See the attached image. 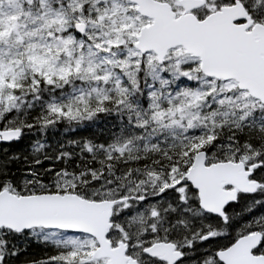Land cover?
<instances>
[{"label": "rangeland", "instance_id": "obj_1", "mask_svg": "<svg viewBox=\"0 0 264 264\" xmlns=\"http://www.w3.org/2000/svg\"><path fill=\"white\" fill-rule=\"evenodd\" d=\"M160 1L172 4L178 14L184 11L180 0ZM232 1L208 0L195 13L205 17ZM247 3L256 14L257 5L264 10V0ZM78 22L85 24L84 33L75 29ZM151 23L152 19L129 0H0V122L7 114L4 121H9V112H14L15 119L27 108L36 107V116L45 114L47 121L29 127L35 135H43V124L53 123L55 116L70 122L81 120L94 114L87 110L92 102L111 100L115 109L109 114H117L118 122L105 150L177 152L179 160L175 162L182 166L174 168L175 173H185L186 165L191 167L195 153L206 145L202 135L212 139L223 124L264 126V106L259 101L239 89L234 80L204 75L200 59L183 48L172 49L163 63L154 52L142 53L135 44L141 29ZM185 80L195 85H187ZM7 128L15 126L0 125V130ZM208 146L213 161L260 160L254 148L242 150L243 155L237 157L229 143L218 141ZM156 163L161 164L158 160L130 172L123 183L104 180L86 185L89 195L85 197L104 200L142 194L146 184L157 179L150 175ZM258 173L263 180L264 168ZM57 180L67 187L78 184L67 174ZM260 193L264 194V185ZM263 199H242L238 209L242 214L251 211ZM8 238L18 236L0 229V264H105L93 260L94 244L88 237L31 230L19 240L41 244L44 251L37 262L21 263L12 257L5 259ZM51 244L68 250L70 257L60 256L58 261V256L51 254Z\"/></svg>", "mask_w": 264, "mask_h": 264}, {"label": "water", "instance_id": "obj_2", "mask_svg": "<svg viewBox=\"0 0 264 264\" xmlns=\"http://www.w3.org/2000/svg\"><path fill=\"white\" fill-rule=\"evenodd\" d=\"M137 10L152 19L144 26L135 46L142 52H154L163 63L169 51L183 47L187 54L201 61V71L209 77L235 80L241 90L264 104V25L254 23L242 0L223 5L205 18L194 13L206 0H180V15L172 4L160 0H129ZM245 21V22H242ZM77 32L84 33L85 24L76 23ZM251 28V29H249ZM22 130H0V142L20 139ZM207 152H197L187 177L198 189L202 207L216 214L237 199L238 191L255 193L260 182L251 180L255 165L246 169L243 162L219 161L206 165ZM233 186V189H226ZM114 201L89 200L77 193L46 192L18 195L8 189L0 191V228L23 232L36 227L58 228L88 233L99 246L93 258H108V264H137L125 257L123 250L113 254L106 235L111 226ZM263 239L256 231L243 235L229 249L220 251L226 264H264V255H255ZM155 254V252H153Z\"/></svg>", "mask_w": 264, "mask_h": 264}, {"label": "trees", "instance_id": "obj_3", "mask_svg": "<svg viewBox=\"0 0 264 264\" xmlns=\"http://www.w3.org/2000/svg\"><path fill=\"white\" fill-rule=\"evenodd\" d=\"M190 82L192 81L185 80L187 85H195ZM41 90L45 93L42 88ZM36 109L27 108L26 112L18 114L15 119L14 112H9L8 122L4 121L8 114L2 117L0 125L21 127L24 134L17 141L0 144V190L8 187L19 194L76 192L88 196L86 185L91 183L104 180L123 183L127 174L144 168L145 164L158 160L161 164L179 160V154L172 151L107 152L104 147L112 142L113 132L116 130L114 126L118 122L117 114H109L115 109L111 100L92 102L87 110L94 114L88 118L70 122L64 116H55L53 123L43 124V135H35L29 127L31 123L41 124L47 121L45 114L36 116L39 112ZM48 117L50 119L51 114ZM201 137L206 144L201 149L209 150L208 145L222 141L237 150V157L243 155L242 150L254 148L259 151L257 157L264 165V126L250 125L242 128V125L228 127L223 124L212 139L207 135ZM66 174L78 184L69 187L60 184L57 179ZM251 209L242 214V234L254 229H264V199L258 200ZM40 245L19 240V237L8 238L4 243L5 259L12 257L17 262H37L40 253L44 251ZM15 253L16 257L13 256Z\"/></svg>", "mask_w": 264, "mask_h": 264}, {"label": "flooded vegetation", "instance_id": "obj_4", "mask_svg": "<svg viewBox=\"0 0 264 264\" xmlns=\"http://www.w3.org/2000/svg\"><path fill=\"white\" fill-rule=\"evenodd\" d=\"M242 3L254 23L264 25V10L259 8L260 5H257L256 14V11L253 12L249 7L247 0H242ZM251 160L245 161L246 168L249 170L252 165L257 164L250 179L261 183L258 192L239 193L235 201L223 207L222 214L207 211L202 207L199 191L187 179L188 165L183 168L185 173H175L174 168H181L182 164L156 163L157 167L151 170L150 175H157V179L148 182L142 194L134 192L130 196L111 199L114 205L111 226L106 236L113 254L118 255L119 251L123 250L128 258L127 263L133 259L137 264H226L218 254L229 249L242 237V210L238 209V206L242 205V199L264 198V194L260 193L264 183L259 179L261 176L258 173L264 168V165L259 164L263 162ZM207 163H211L209 155ZM145 165L148 167L151 163ZM255 230L263 231L264 238V229ZM48 231L92 239L93 254L98 247L97 240L86 233L54 228ZM18 235L21 239L25 232ZM50 251L53 256H58V261H61L60 256L70 257L67 255L68 250L58 249L52 244ZM253 253L264 255V239ZM93 260L108 264V258ZM74 264L87 263L74 261Z\"/></svg>", "mask_w": 264, "mask_h": 264}]
</instances>
